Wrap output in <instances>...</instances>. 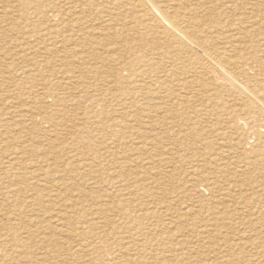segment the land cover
Returning <instances> with one entry per match:
<instances>
[{
	"label": "bare ground",
	"instance_id": "obj_1",
	"mask_svg": "<svg viewBox=\"0 0 264 264\" xmlns=\"http://www.w3.org/2000/svg\"><path fill=\"white\" fill-rule=\"evenodd\" d=\"M0 3V18L10 9L19 13L34 36L22 26L18 33L27 45L36 44L25 55L0 50V87L16 101L8 102L16 112L24 101L38 102L24 111L31 117L26 138L47 144L1 159L2 204L25 213L19 202L26 193L27 205H59L43 231L53 247L58 237L76 242L75 252L90 264H109L115 255L105 228L128 234L126 251L142 248L141 239L147 247L167 245L171 264H199L194 255H202L201 264H264V258L243 256L245 250L264 252V0ZM243 8L252 17L241 21L244 34L231 36L240 30L235 25ZM42 49L44 65L36 59ZM9 59L26 65L15 67ZM34 72L43 75L40 89ZM20 73L25 83L15 81ZM5 100L0 97V104ZM41 127L52 134L33 135ZM135 135L140 143L126 146ZM57 141L66 145L58 148ZM66 151L78 167L64 162ZM126 155L148 167L132 171ZM105 162L114 174L110 184L128 189L120 199L101 193ZM73 172L75 182L68 184ZM81 184L95 191L85 193ZM142 194L152 200L143 201ZM89 199L94 205L84 208ZM68 204L72 208L63 213ZM85 213L101 226L85 221ZM15 214L5 215L12 220ZM0 239L5 254L25 248L7 243L6 234ZM139 251L148 264L164 261L159 249Z\"/></svg>",
	"mask_w": 264,
	"mask_h": 264
},
{
	"label": "rangeland",
	"instance_id": "obj_2",
	"mask_svg": "<svg viewBox=\"0 0 264 264\" xmlns=\"http://www.w3.org/2000/svg\"><path fill=\"white\" fill-rule=\"evenodd\" d=\"M1 6L2 5L0 3V7ZM10 10L8 11L7 16L0 18V33H1L0 34V40L3 38V37L1 38V36L3 34L6 35L7 40H10L6 44L0 43V50H3L4 52L8 51V52H11L13 54L15 53V54L25 55L28 53V51H27L28 48L31 46H34L36 44L34 43V41H32V42H29L27 45V42L24 41V39L21 37L22 35H20L18 33V32H20L19 29H21L22 27L23 28L25 27L26 30H29L30 32L27 34V37L34 36V32H32L33 30L31 28L26 27L27 23L23 22L24 19L20 18L19 13L10 12ZM237 15H238V18L240 19V23L236 22L235 26L237 28H240V30L235 32V33H237L236 35L233 33H230L231 36H236V37L244 34V32L247 28L246 25L244 26L241 24V21H243V19H245L246 17L247 18L252 17V15L249 14L248 10H246L244 8ZM198 17L200 18L201 14ZM12 24H14V25L16 24V25H18V26L20 25V26L18 29H14V27L11 26ZM234 24H235V22L233 21L232 25H234ZM95 26L99 27L97 25H95ZM263 31L264 30H261V33L264 34ZM220 32H222V31H220ZM227 32L228 31H225V33L224 32H222V33H224L225 35L229 34ZM40 34H44V32H42ZM100 34H102V33H100ZM102 38H103V36H102ZM40 42H42V41H40ZM261 42L264 43V41H261ZM42 45H43V42L38 44V46H42ZM42 52H44L43 49L39 52L36 59L38 62H40L42 65H44L45 59L43 57H45V55H42L41 54ZM7 62L10 64H12V62H13L15 67L26 65L24 63H21L20 60L12 61L9 59ZM55 65L56 66L54 68H55V70L58 71L61 68V66H60V64H58L56 62H55ZM33 74L35 76V78L33 80L34 88L40 89L42 86L40 85L41 83L38 80L41 78L39 76H43V75H40V73L37 74L36 72H34ZM26 80H28L26 78V75H24L22 73L17 75L15 78V81L17 83H25ZM0 97L6 98V100L3 102V104H0V110H1L0 111V115H1L0 116V119H1L0 120V170H2L4 167L3 166L4 162L1 164V162H2L1 159L4 158L3 161H6L5 159H8V158L24 157L20 154V151L22 149H28L29 146H31V147L42 146V147L47 148V144L42 142V140L41 141L37 140V142H35L33 144L32 142L29 141V138H26V136L28 134V133H26L28 131L27 130V124L30 123L29 120L31 119V117H28L26 115V112H24V111H26L30 107H37L39 105L38 102H36V101H30V102L24 101V103H22L24 105L22 112H16V110L11 108L10 107L11 105H9V103H8V102H10V103L16 102V101H14V99L11 96H9V91H6L0 87ZM6 103H8V105ZM14 115H16V116H14ZM154 116H157V115L154 113ZM161 116L162 115L159 114L158 118L157 117L156 118L159 119ZM2 118H4V119H2ZM41 130L42 131H40L37 128L35 130V132L33 133V135L36 136V135H38V133H40V134L46 133L45 135H47V133L52 134L45 127H41ZM62 132H64V131H62ZM158 132H160V131H158ZM97 138H99V137H97ZM135 138H136V135L134 137H132L126 143V146H129V145L137 146L140 142L135 140ZM60 142L63 144H61ZM101 142H102V139H98L97 144L101 145ZM65 145H66V143H64L63 141H57L58 148H62ZM81 150H83V149H81ZM111 150H113V149H111ZM79 151H80V149H79ZM125 151H127V150H125ZM70 153L71 152L66 151L62 159L64 160V162L66 164H69V165L72 164V167H78V165H80V164L78 163V161H76L75 155L70 154ZM39 157H43V156H39ZM125 157H128V155H126ZM133 160H134V157H128V159H126L124 161L125 163H127V166H129V167L132 166V169H133L132 171H137V173H139V171L141 169L145 168V166L148 167L146 164H143V163H139V165L138 164L136 165V163H135L136 161H133ZM49 165H50V163H49ZM103 166H105V167L101 169V178L98 179L100 182V187H101L100 189H102L101 193L104 195L112 196L113 198H115V195H117V198L120 199L121 198L120 194H125V193L127 194L128 189L125 187H118L116 185H111L110 183L112 181H110V180L114 179L112 177L114 175V174H112L113 170H110V167L108 168V166H110L108 164V162H105L103 164ZM152 173L156 174V179H158L157 176L160 177L162 175V174L160 175V172L157 169L152 170ZM74 175H75V173L73 172V174H71L70 176H67V178H69V180H67L68 184L75 182V181H73ZM88 179H90V178H87V180ZM108 181H110V182H108ZM113 181H115V180H113ZM93 182H94V180L92 181L90 179V182H88V183H93ZM95 187L96 186H93L92 184H89L87 186H84L82 184L79 185V189H81L85 193H90V192L92 193V191H95V190H93ZM44 194H45V192H44ZM46 195H47V192H46ZM140 197L145 202H150L152 200L151 197L145 196L143 194L140 195ZM26 198H27V194L23 193L21 200L19 202L20 204H23L24 206H26V208H22V209L26 210L25 213H19L18 212L20 210L19 207H14L13 203L2 204L0 201V217H1L0 218V229L5 228L6 231H8L10 233L11 237H9V239H8V236H9L8 232H5V231L0 232V234L3 233V234L7 235V241H6L7 243L12 242L15 245L19 244V245L25 246L24 249H21V251L19 253H17L18 255L17 254L10 255L9 253L5 254V253L1 252V249H0V264H77V263L78 264H90L89 260L86 257H84L81 253L75 252L76 242H73L72 240L70 241L67 237H58L59 244L56 245L55 247H53L52 242H51V240H52L51 235L46 234V232L43 231V228H45L46 225H50V224L52 225V223H51L52 220H50V219H52L54 216H56V214L62 208H59L60 207L59 205L56 208H52L51 206L47 205V202H45V203L43 202V205L39 206V207H36L35 205H31V204L27 205L25 202L26 200H24ZM89 200H90L89 202L83 203L84 208L88 209L89 203L94 205L92 200L91 199H89ZM117 201H119V200H117ZM68 207H69V209H67ZM67 208H66V206L63 207L62 212L66 213V212L70 211V209L72 208L71 204H68ZM54 209H56L58 211L56 212V210L54 211ZM7 211H10L13 213L16 212L19 215L15 214L13 216V219L9 220L5 215ZM128 212L129 211H127L126 213H128ZM81 214H82V212H81ZM73 215H75V213H73ZM83 216H84V220L85 221L87 220L89 223L98 224V222H99L98 220H96V218H95L96 216H94V215L90 216V214L86 215V213H85V214H83ZM9 221L12 223H15V224H20V230L12 227V225L8 223ZM163 222L168 223V221H163ZM152 223H153V225H158V224H156V219L153 220ZM98 225L101 226L100 224H98ZM99 226H97V227H99ZM105 230H106V233H109V235H108L109 237H107V240H108V238H110V242L113 244V249L116 251L114 257L110 258L111 260L109 261V264H148L149 262H151V260L148 257H146V259H144V257L141 256V253L139 250H141L142 248L148 252H152L150 254H153L156 249H159V253L162 254V258L160 260H164L160 264H171V260L169 259L171 254L169 253L170 250L167 248L168 247L167 245L166 246L162 245V246H155V247H147L144 245V242L141 243V240H142L141 239L140 244L141 245L143 244L142 248L141 247H139V248L135 247V248H131V251H126L122 248V246L124 244V242H123L124 240H125V242L131 241V239L128 237V234L124 233L125 231L120 229V228H118V229L116 228L112 233L110 232V231H112V230H110V228H105ZM16 233L18 236L16 235ZM14 236H17L18 243H16ZM30 237H33V238H30ZM45 238H46V240H45ZM0 241H1V239H0ZM72 242H73V244H72ZM46 245H48V246H46ZM116 254H117V256H116ZM234 254L236 256L240 255L241 251H237ZM120 256H121V258H120ZM243 256H247V258L249 260L250 259H253L256 261L259 259L263 260L264 252L259 254L258 251L253 252V250H245ZM252 256H255V257H252ZM125 257H127V258H125ZM201 257H202V255H194L192 257V259L194 261L198 262L199 264H201L200 263ZM136 259H138V260H136ZM147 259H149V260H147ZM130 260H131V262H130ZM241 264H243V263H241Z\"/></svg>",
	"mask_w": 264,
	"mask_h": 264
}]
</instances>
